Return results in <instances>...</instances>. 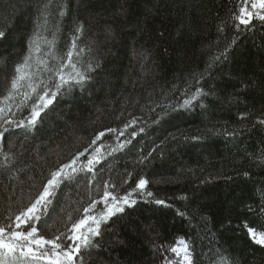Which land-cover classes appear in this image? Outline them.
<instances>
[{
  "label": "trees",
  "instance_id": "16d2710c",
  "mask_svg": "<svg viewBox=\"0 0 264 264\" xmlns=\"http://www.w3.org/2000/svg\"><path fill=\"white\" fill-rule=\"evenodd\" d=\"M248 4L0 0V107L11 105L0 115V226H14L58 169L66 175L33 222L47 239L69 235L92 201L99 202L92 215L106 211V185L121 197L143 177L148 184L132 193L135 203L102 221L77 264H182L170 251L179 240L195 264H211L217 251L238 264H264V247L242 226L258 220L244 205L264 193V21L239 23ZM34 32L46 39L33 45L40 51L31 70L46 83L50 74L36 72L37 61L59 64L74 36L84 49L74 57L78 67H99L83 87L62 89L29 126L32 102L17 108L20 95L3 97ZM197 87L211 95L180 107ZM73 160L76 171L64 167Z\"/></svg>",
  "mask_w": 264,
  "mask_h": 264
},
{
  "label": "snow or ice",
  "instance_id": "6c2138e0",
  "mask_svg": "<svg viewBox=\"0 0 264 264\" xmlns=\"http://www.w3.org/2000/svg\"><path fill=\"white\" fill-rule=\"evenodd\" d=\"M245 2L247 3L249 0H245ZM251 7L253 9H259L260 11L254 14L246 7H241L240 13L236 16V19L239 20L241 25H249L253 15L259 20L264 21V14H261V12H264V0H251ZM64 15L65 13L61 11L60 16ZM39 27L40 25L38 24L37 28ZM75 31L82 33L83 26L80 25ZM5 38L6 32L0 30V40ZM42 38L46 39V37H41L39 32H34L33 37L30 38L28 53L24 56L23 61L15 66V74L10 80L8 94L3 97V101L7 102L13 100L16 95H20L21 100L16 105L17 108H20L29 101L32 102L30 116L26 118L29 126H35L40 113L53 103L62 89L66 88L70 92L77 85L83 87L84 83L91 79L88 73L94 71L96 67H99L98 64L93 66L91 63L78 67L79 61L74 59V57H79L84 49L78 48L77 40L79 37L74 36L65 56L59 58V64H51L44 59L37 61L38 66L36 72H48L50 74L51 83H46L43 78L37 76L31 70L32 53L33 51H40L38 46L34 48L33 45L37 44L38 40ZM53 59L56 58L53 57ZM214 59L219 60L220 57L217 56ZM22 89L24 91H21ZM208 95H211V93L205 92L202 88L197 87L189 98L183 100L180 107H189L193 100ZM201 107H204L202 103ZM6 111L11 112L10 104H7L5 107H0V115H3ZM241 118L243 119L244 116ZM4 120L7 124L14 123L13 120H9L7 117H4ZM23 123L24 121L21 120L17 126H21ZM258 123L264 125V120H259ZM109 131L116 130L109 129ZM230 134L235 135V132ZM2 135L3 133H0V136ZM103 135V132L99 133L97 139ZM193 139H198V137H193ZM128 143H131V141H128ZM123 146L122 144L118 145L119 148ZM93 160H95V157ZM93 160L88 161L89 171L92 170ZM74 164L75 160H73L72 164L65 165L64 167L72 168V171H76L73 167ZM62 175H66L63 168L52 173L51 179L43 186V190L31 206L21 211L15 217L14 226L13 224L0 226V264H37L38 261L44 259L48 261V264H77L80 260L81 250L90 247L93 243V238L101 235L100 225L102 221H106L116 212H123L122 205L134 204L135 200L130 199L132 193L136 192L137 189L144 190L148 184V180L140 177L135 183V187L121 197L113 195L106 185L102 196L103 203L106 205V211L102 212L99 216L92 215L94 206L99 203L98 201H92L89 207L83 209L84 215L82 218L72 224L69 235L62 233L60 236L47 239L43 235H38V228L33 222L40 220L38 213L42 208L46 207L47 203H50L48 198L53 195L55 188L59 184V177ZM111 187L115 188V185H111ZM146 195L151 197L153 193L149 191ZM155 202L157 204L164 203L162 200H156ZM244 207L247 213L257 217L258 220L251 223L245 220L242 226L253 243L264 247V222H260L264 221V193H262L261 200L258 204H245ZM180 215H184V213H180ZM61 236L65 238L61 239ZM178 243L182 248L184 264H195L193 255L189 251L191 246L184 240H179ZM170 251L177 253L178 249L171 247ZM215 255L216 259H213L211 264H238L230 255L226 256L220 251H217Z\"/></svg>",
  "mask_w": 264,
  "mask_h": 264
},
{
  "label": "rangeland",
  "instance_id": "374dc122",
  "mask_svg": "<svg viewBox=\"0 0 264 264\" xmlns=\"http://www.w3.org/2000/svg\"><path fill=\"white\" fill-rule=\"evenodd\" d=\"M249 11L253 12L254 14L257 12V11H260L259 9H253L251 7V0L249 1V4L248 6L246 7ZM261 14H264V12H261ZM254 16V15H253ZM252 19V18H251ZM178 251H179V255H181L182 257V261H183V252H182V248H181V245L179 246L178 248ZM182 264H184V261L182 262Z\"/></svg>",
  "mask_w": 264,
  "mask_h": 264
}]
</instances>
